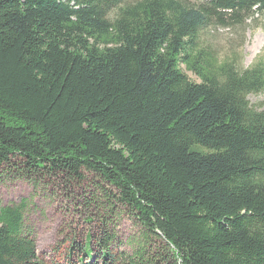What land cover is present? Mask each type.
I'll return each instance as SVG.
<instances>
[{"label": "trees", "instance_id": "obj_1", "mask_svg": "<svg viewBox=\"0 0 264 264\" xmlns=\"http://www.w3.org/2000/svg\"><path fill=\"white\" fill-rule=\"evenodd\" d=\"M264 0H0L1 179L82 188L102 220L78 264H264V65L200 40ZM192 74L196 82L188 79ZM26 202H0V264H43ZM120 243V242H119ZM120 245V244H119Z\"/></svg>", "mask_w": 264, "mask_h": 264}, {"label": "rangeland", "instance_id": "obj_2", "mask_svg": "<svg viewBox=\"0 0 264 264\" xmlns=\"http://www.w3.org/2000/svg\"><path fill=\"white\" fill-rule=\"evenodd\" d=\"M200 40L220 62L235 56V67L239 72L258 63L264 65V14L245 19L241 27L211 25L200 34ZM186 75L189 80L196 82L192 74ZM247 100L252 108L264 110V91L249 95ZM93 180V177L88 178L82 188L64 187L56 183L46 190L35 191L26 181L12 182L0 177L2 205L26 202L25 223L34 230L36 252L43 264H78L76 252L69 258L67 255L71 242L82 244L87 235L96 237L100 234V223L105 221L102 220L105 214L88 204L90 193L87 190L89 182ZM107 220L111 221L109 232L117 238L113 250H126L122 245L124 240L138 232L133 219L126 214L110 215L103 226Z\"/></svg>", "mask_w": 264, "mask_h": 264}]
</instances>
